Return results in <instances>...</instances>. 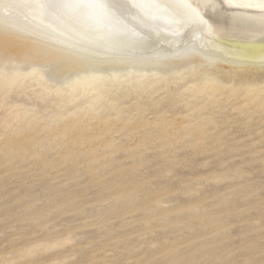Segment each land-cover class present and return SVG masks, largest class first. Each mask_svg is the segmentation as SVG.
Returning <instances> with one entry per match:
<instances>
[{"label":"rangeland","instance_id":"rangeland-1","mask_svg":"<svg viewBox=\"0 0 264 264\" xmlns=\"http://www.w3.org/2000/svg\"><path fill=\"white\" fill-rule=\"evenodd\" d=\"M134 2L152 61L0 54V264H264V54Z\"/></svg>","mask_w":264,"mask_h":264},{"label":"bare ground","instance_id":"bare-ground-1","mask_svg":"<svg viewBox=\"0 0 264 264\" xmlns=\"http://www.w3.org/2000/svg\"><path fill=\"white\" fill-rule=\"evenodd\" d=\"M170 2L179 5L183 12L186 11L194 16V22L189 26V35L204 31L212 37L211 39H215L223 46L241 48L244 52L246 50V54L244 53L246 60H255L263 56L264 7L261 6L262 0H170ZM157 6L158 9L161 8L163 15L171 17L181 25L184 24L185 17L183 18L175 10L164 5L157 4ZM143 8L134 0H0V54L7 55L8 58L13 57L15 61L22 63L38 59L45 61L41 62L45 65L54 64L68 56L86 66L94 65L102 59L95 51L91 54L80 53L81 50H76L61 39L66 36L82 47L92 42L97 48L99 46L98 51H101L100 46L107 52L111 51L108 47L114 51L119 50L118 52L130 51L133 53L132 56L120 58L125 57L130 63L138 65L144 63L145 53L158 44L152 41V37L156 35L151 31L154 28L150 29L151 19L146 16L147 8ZM55 29L60 31L57 32L62 35L61 37L55 34ZM10 32L41 39L48 45L41 42L34 44L26 38L14 37ZM154 33H157V30ZM8 36L14 41L10 42ZM18 40L20 41L15 42ZM136 40L141 41L136 43ZM183 45L176 51L160 53V56L151 63L160 65L165 63V66L169 61L178 60L179 62L180 59L187 56L189 58L191 54L197 52L196 43L194 45L189 42L185 47ZM208 48L200 52L202 56L219 58V52L210 51ZM141 55H143L142 58L136 59L135 56L141 57ZM149 55L147 53V57ZM190 57L192 59V56Z\"/></svg>","mask_w":264,"mask_h":264},{"label":"water","instance_id":"water-1","mask_svg":"<svg viewBox=\"0 0 264 264\" xmlns=\"http://www.w3.org/2000/svg\"><path fill=\"white\" fill-rule=\"evenodd\" d=\"M56 30V29H55ZM54 30V32H55V34H57L58 36H62V35H60L58 32H60V31H58V30H56L55 31ZM58 31V32H57ZM10 34L12 35V36H14V37H18V38H21V39H28V40H30L31 42H33L34 44L36 43V44H39V42H41V43H43L44 41L43 40H41V39H37V38H35L34 39V37H30V36H26V35H19V34H14V33H11L10 32ZM59 37V38H60ZM65 38V39H64ZM64 38H61V39H63L64 41H66V42H68V44L69 45H71L73 48H75L76 50H81L80 51V53H84V54H91V52L93 51H95V50H98L99 49V46H98V48H97V46L96 45H93V43L92 42H88L87 43V45H85V46H81L78 42H74L73 40H71V39H69L68 37H66V36H64ZM142 40V39H141ZM141 40H136V43L138 42V41H141ZM43 41V42H42ZM71 41V42H70ZM73 41V42H72ZM40 43V44H41ZM101 47V50H103V52L105 53L104 54V56H109V55H116V56H132V52H130V51H124V52H122V51H120V52H118L119 50H112V49H110V47H108V50H111V51H105V49H103L104 47H102V46H100ZM112 53H114V54H112Z\"/></svg>","mask_w":264,"mask_h":264},{"label":"snow or ice","instance_id":"snow-or-ice-1","mask_svg":"<svg viewBox=\"0 0 264 264\" xmlns=\"http://www.w3.org/2000/svg\"><path fill=\"white\" fill-rule=\"evenodd\" d=\"M261 6L264 7V0H262Z\"/></svg>","mask_w":264,"mask_h":264}]
</instances>
